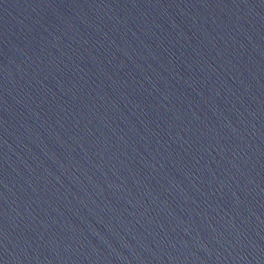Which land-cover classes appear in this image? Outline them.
<instances>
[{"label":"water","instance_id":"water-1","mask_svg":"<svg viewBox=\"0 0 264 264\" xmlns=\"http://www.w3.org/2000/svg\"><path fill=\"white\" fill-rule=\"evenodd\" d=\"M0 264H264V0H0Z\"/></svg>","mask_w":264,"mask_h":264}]
</instances>
